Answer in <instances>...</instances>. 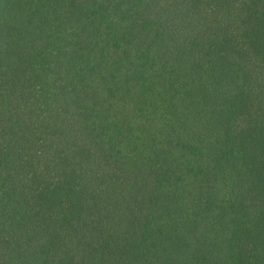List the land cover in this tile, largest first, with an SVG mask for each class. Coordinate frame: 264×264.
Here are the masks:
<instances>
[{
    "label": "trees",
    "instance_id": "16d2710c",
    "mask_svg": "<svg viewBox=\"0 0 264 264\" xmlns=\"http://www.w3.org/2000/svg\"><path fill=\"white\" fill-rule=\"evenodd\" d=\"M199 5L0 0V264H264V23Z\"/></svg>",
    "mask_w": 264,
    "mask_h": 264
},
{
    "label": "crops",
    "instance_id": "0c3cea01",
    "mask_svg": "<svg viewBox=\"0 0 264 264\" xmlns=\"http://www.w3.org/2000/svg\"><path fill=\"white\" fill-rule=\"evenodd\" d=\"M202 13L196 22L223 24L227 21L237 22L242 18L245 22L264 23V0H195ZM227 4H229L227 6ZM187 15V14H186ZM180 17H183L182 15ZM189 18L190 16L187 15ZM184 18V17H183ZM191 21V17L189 22Z\"/></svg>",
    "mask_w": 264,
    "mask_h": 264
}]
</instances>
